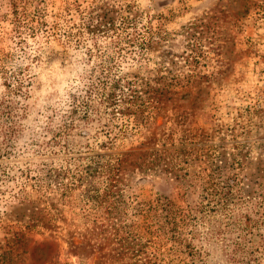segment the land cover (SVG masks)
Returning <instances> with one entry per match:
<instances>
[{
    "label": "rangeland",
    "instance_id": "374dc122",
    "mask_svg": "<svg viewBox=\"0 0 264 264\" xmlns=\"http://www.w3.org/2000/svg\"><path fill=\"white\" fill-rule=\"evenodd\" d=\"M0 264H264V0H0Z\"/></svg>",
    "mask_w": 264,
    "mask_h": 264
},
{
    "label": "trees",
    "instance_id": "16d2710c",
    "mask_svg": "<svg viewBox=\"0 0 264 264\" xmlns=\"http://www.w3.org/2000/svg\"><path fill=\"white\" fill-rule=\"evenodd\" d=\"M92 80V84L95 87H98L100 85V77L99 75L96 73V70H88L86 73H84L83 76V82L81 84L80 87H76L77 90H80V93L75 94L72 93V99L75 100V98H77V96L83 97L84 93H85V89H87L86 87L89 85V81ZM127 89L131 88L130 82H127ZM121 86H125L122 85V83L120 82V80L118 79H114L113 83L111 84V87H109L108 91H104L103 92V103H105L106 106H112L114 107L115 103L116 104H120L121 100H122V95H120V91H123L124 87ZM88 90H86L87 92ZM89 92V91H88ZM134 92V91H133ZM137 104V103H136ZM121 105V104H120ZM132 114L135 115V121L139 122L141 121V112L139 111V109H137L136 111L132 112Z\"/></svg>",
    "mask_w": 264,
    "mask_h": 264
}]
</instances>
